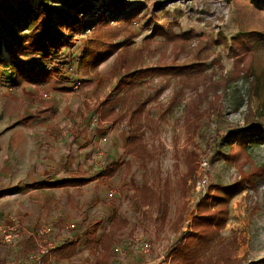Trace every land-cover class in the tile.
Here are the masks:
<instances>
[{
    "label": "rangeland",
    "instance_id": "obj_1",
    "mask_svg": "<svg viewBox=\"0 0 264 264\" xmlns=\"http://www.w3.org/2000/svg\"><path fill=\"white\" fill-rule=\"evenodd\" d=\"M40 1L68 10L62 0H31L35 6ZM261 1L256 13L241 0H127L126 8L114 13L99 0L108 21L84 13L74 34L66 27L70 18L52 12L59 40L46 46L49 59L23 49L30 38L42 37L33 18L8 20L12 32L0 26V138L9 136L6 126L19 120L27 127L58 103L70 109L65 119H76L80 127L95 122L89 124L91 134L98 137L103 129L112 146L118 145L117 159L101 161L99 173L83 168L87 183L77 229L70 223L59 235L68 236L65 241L78 230V252L56 263L114 264L116 247L138 251L140 239L149 242L156 264H264V177L255 174L264 175V139L250 142L251 135L264 138V38L253 32L264 34ZM6 2L21 7L19 0ZM75 12L71 9V16ZM248 31V43L237 55L240 45L233 47V37ZM170 35L190 36L168 42ZM192 64L204 66L191 78L144 73ZM42 69L56 74L45 85L24 75ZM137 71V83H123ZM116 98L122 102L110 111L106 102ZM80 127L71 125L66 136H75ZM130 136L135 142L127 149ZM241 140L249 146L243 149ZM102 144L98 150L108 153L110 140ZM111 166L116 172L103 175ZM243 182L245 188L229 200L220 237L206 254L187 262L179 250L193 232L200 203L207 197L223 202L226 190ZM3 218L0 225L15 218L25 226L11 211ZM41 226L47 224L36 229ZM23 247L0 242V264H32L37 247Z\"/></svg>",
    "mask_w": 264,
    "mask_h": 264
},
{
    "label": "crops",
    "instance_id": "obj_2",
    "mask_svg": "<svg viewBox=\"0 0 264 264\" xmlns=\"http://www.w3.org/2000/svg\"><path fill=\"white\" fill-rule=\"evenodd\" d=\"M82 99L85 100L84 97ZM57 104H54V108L44 109L46 112L42 119L27 121V127L21 126L19 120L17 124L6 126L5 129L10 134L0 138V220L11 211L21 218L27 229L47 224L52 227L53 235L61 242V246L62 238L68 236H59L60 230L70 223H76L82 213L84 200L80 195L85 186L61 184L85 180L84 167L93 171L89 174H95L101 161L104 163L106 158L109 161L116 160L118 153H115V146L118 145L115 143L112 146V139L103 129L97 131L98 137L91 134L89 124L94 125L95 122L86 120L84 127H80L76 125V119H65L64 114L70 109L65 106L57 107ZM19 115L17 114L18 118ZM71 125L76 129L80 127L81 131L69 138L66 136V130ZM108 139L111 148L109 150H113V154H109V150L106 154L98 150ZM97 182L98 179L93 183ZM77 231L75 230L73 237L70 235L71 238L68 239L78 240L81 235L77 234ZM30 241L37 247L34 238L26 237L21 242L28 249L26 251L31 250L27 246ZM145 256L142 250L131 249L128 264H142ZM161 258L164 257L160 256L159 260ZM70 259L52 256L49 264L68 262ZM113 260L114 264H119L115 255Z\"/></svg>",
    "mask_w": 264,
    "mask_h": 264
},
{
    "label": "trees",
    "instance_id": "obj_3",
    "mask_svg": "<svg viewBox=\"0 0 264 264\" xmlns=\"http://www.w3.org/2000/svg\"><path fill=\"white\" fill-rule=\"evenodd\" d=\"M21 3V7H15L11 3L8 4L6 0H0V26H2L5 30L12 32V26L9 24L8 20H11L13 22H18L22 18L29 16L30 18H33V24L35 25V29L41 33L42 37L41 39H37L35 37H32L29 39V42L24 46L25 51H29L30 53H40L43 57L46 59L51 58L50 51L47 50L46 46H53V43L58 41L59 39H56L55 34L52 30V24H51V14L52 12L61 13L63 16L70 18L67 20L66 27L70 29V32L72 34L76 33L78 31V25L83 20L84 13H87L94 19H103L106 20V12L107 8H104V6H97V3L99 0H62L66 3L68 10H60L58 8H55L53 6H50L49 4H46L44 1H40L36 6L32 4L31 0H19ZM231 1V0H226ZM234 1V0H232ZM243 2L244 7L250 8L252 11L256 13H260L262 10L261 0H241ZM103 3L109 4L111 6L112 12L116 13L118 11H122L127 6V0H103ZM71 9H75L76 12L74 16H71ZM110 9V8H109ZM108 21V20H106ZM152 20H150L149 25H152ZM255 32V36H261L264 38V34L262 32L253 31ZM190 36V35H189ZM189 36H177V35H170L168 38V42H173L175 38L177 39H189ZM188 37V38H187ZM249 37V31L237 35L236 37H233V47L240 45V50H237L236 54L238 55L241 50L244 51V47L247 45V40ZM1 34H0V46H1ZM59 48V49H58ZM58 51H61L63 49V44H60L57 46ZM23 50V51H24ZM105 61V57H102L98 61V65H100L102 62ZM3 64V60L0 59V65ZM203 64H192V65H186V66H175V65H169V66H163V67H157L152 68L150 70H147L144 73H152L155 74V76H171V77H187L191 78L195 74H198L200 71V68H202ZM24 75H26L32 83H35L36 85H45L48 81V79L51 76L56 75L54 72H49L46 69L38 70V71H25ZM1 77V73H0ZM140 78V72H130L123 78V83L128 84L125 82L126 80L130 79V81L137 83L138 79ZM20 79L16 78L15 85H19ZM122 102V98H116L111 99L106 102L107 107H109L110 111H114L118 105ZM257 139H264L261 138L259 134L256 136L251 135L250 136V142L252 143L254 141V138ZM249 138V137H248ZM135 142V138L133 136H130L127 141V149L130 148L131 145H133ZM243 149L247 148L249 146V142L247 140H241V144ZM118 167V166H114ZM107 169L106 172L103 173V175L111 177L115 172L117 168H114L112 170ZM259 177H264V175L261 172L255 173ZM86 180L82 181H67L64 182L61 185L64 186H72V185H83L86 184ZM245 188L244 182L242 184H238L234 187H230L226 190L225 194L227 197L224 198L223 202L220 203H213L210 202V198H205L198 207V213L193 221V232L188 235L187 242L184 247H182L179 250V255L185 257L187 262H192L196 258L200 257L202 254H206V252L210 249L211 243H213L218 237H220V232L225 228L227 221H228V203L231 197L237 195L239 192H241ZM216 199H219V197H216ZM36 244L33 241H30L27 246L31 250L36 249ZM78 251L76 242L74 241H66L61 246L56 248L50 257L54 256L59 259H70L73 257Z\"/></svg>",
    "mask_w": 264,
    "mask_h": 264
},
{
    "label": "built area",
    "instance_id": "obj_4",
    "mask_svg": "<svg viewBox=\"0 0 264 264\" xmlns=\"http://www.w3.org/2000/svg\"><path fill=\"white\" fill-rule=\"evenodd\" d=\"M112 197L113 194L111 193ZM71 229H77L75 223L70 225ZM53 229L50 226H41L37 229L26 230L22 224L15 218L11 222L0 225V242L7 244H18L24 240L25 234L37 241V249L32 255V264H49L52 252L60 246L58 240L53 235ZM70 241L69 239L65 240ZM76 241V240H75ZM74 241V242H75ZM141 250L146 254L142 264H156L150 257L151 246L148 241L140 240ZM63 243V241H62ZM115 256L119 264H128L129 249L124 247L115 248Z\"/></svg>",
    "mask_w": 264,
    "mask_h": 264
}]
</instances>
